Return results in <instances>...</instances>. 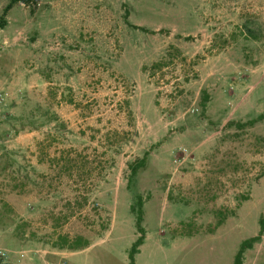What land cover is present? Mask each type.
Masks as SVG:
<instances>
[{"label":"rangeland","instance_id":"374dc122","mask_svg":"<svg viewBox=\"0 0 264 264\" xmlns=\"http://www.w3.org/2000/svg\"><path fill=\"white\" fill-rule=\"evenodd\" d=\"M10 2L0 257L264 264V0Z\"/></svg>","mask_w":264,"mask_h":264},{"label":"trees","instance_id":"16d2710c","mask_svg":"<svg viewBox=\"0 0 264 264\" xmlns=\"http://www.w3.org/2000/svg\"><path fill=\"white\" fill-rule=\"evenodd\" d=\"M26 2H27V0H11L10 4L8 5V7H6V9L4 10V15L3 16H5L6 12L11 8V6L13 4H16V3L25 4ZM4 24H5V20H4V17H2L1 18L0 27H2V25H4ZM263 119H264V113L258 117V120H263ZM136 172H137L136 167H133L131 169V179L136 175ZM131 179H130V181H131ZM138 202H139L138 204H139V207H140L141 203H140V201H138ZM141 221H142L141 215L139 214V215H137V219H136V224L138 226V229L140 230L139 232H142L141 229H140ZM262 233H263V227L261 226L259 234L256 237L251 238V239L246 240V241L241 243L240 248H239V250H238V252L236 254L234 264H241V256H242L243 252L245 250H247V249H251L253 244L259 242ZM143 242H144V238H143V235H141V237H139L136 240V242L133 244V246L131 248V251H130V254H129V264H134L133 255L134 254H138V248L143 244ZM78 247L87 248V243L79 244Z\"/></svg>","mask_w":264,"mask_h":264},{"label":"crops","instance_id":"0c3cea01","mask_svg":"<svg viewBox=\"0 0 264 264\" xmlns=\"http://www.w3.org/2000/svg\"><path fill=\"white\" fill-rule=\"evenodd\" d=\"M1 245V244H0ZM0 249L1 250H7V251H10V255H9V259L12 257V254L14 255L13 257H14V261L16 262V263H18L19 261H20V255H17V254H19V252H13V251H11V249L9 248V247H7V246H3V247H1L0 246ZM11 256V257H10ZM9 263V261H8V259L7 260H3L1 257H0V264H8ZM32 263H36V259L35 258H32ZM10 264V263H9Z\"/></svg>","mask_w":264,"mask_h":264},{"label":"built area","instance_id":"2783aa9c","mask_svg":"<svg viewBox=\"0 0 264 264\" xmlns=\"http://www.w3.org/2000/svg\"><path fill=\"white\" fill-rule=\"evenodd\" d=\"M1 254V253H0ZM2 255V254H1Z\"/></svg>","mask_w":264,"mask_h":264}]
</instances>
